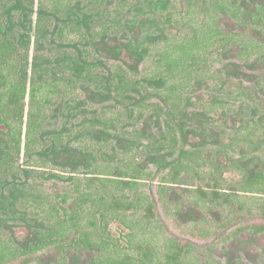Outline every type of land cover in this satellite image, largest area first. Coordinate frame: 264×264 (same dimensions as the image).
<instances>
[{"label":"rangeland","instance_id":"obj_1","mask_svg":"<svg viewBox=\"0 0 264 264\" xmlns=\"http://www.w3.org/2000/svg\"><path fill=\"white\" fill-rule=\"evenodd\" d=\"M123 1L105 0L101 8H92L80 0L70 3L73 25H79L88 36L94 29L100 30V34L90 40L96 55V69L91 73L84 70L74 45L68 44V50L62 51L43 39L42 29L37 27L34 17L36 0H32L34 10L30 13H34L33 16L19 9L18 0L13 6L11 35L26 50L24 79L30 82L42 73L51 77L58 75L65 81L62 84H69L64 93L59 94L44 128V143L37 154L39 166H30L47 173V179L39 188L43 190L44 199L51 190L63 189L72 177L92 175L87 168L95 162V157L79 149L78 143L101 146L111 162L129 159L148 171H164L167 175L166 192L157 208L161 228L157 224L149 226L138 222L132 230L129 225L111 221L104 229L112 240L126 249L125 252L134 257H143L145 253L149 264H157V259L164 260L168 254L171 238L176 237L193 244L182 264H264V234L238 230L243 221L256 217L245 212L246 216L238 219L239 226L226 224L230 221L233 200L240 208L241 201L259 196L248 190V184L263 168L257 155L264 153V136L249 139L235 134L239 127L257 116L252 110L233 107L221 86L213 87L200 79L175 119L179 144L172 153L167 146L168 124L160 109L143 114L132 108L136 100L155 95L154 92L130 88L126 96L129 101L119 103L108 88V72L115 67L116 61L119 78L124 77V72L137 77L143 54L141 46L162 35L157 14L164 7V0H126L124 5ZM231 2L242 11V21L235 23L224 14L220 21L225 31L245 33L264 44V14L256 21L252 19L255 8L262 6L264 0ZM108 14L121 23L119 32L113 29L110 33L103 32ZM242 51L241 47L233 46L215 53L211 67L226 81L233 80L247 88L262 100L264 107V57H247ZM100 67L104 75H100ZM155 67L153 62L150 69ZM141 81L155 87L161 85L159 81ZM221 102L227 107L225 111L210 113L204 108V105ZM259 119L264 123V118ZM54 135H61L63 143H51ZM23 163L22 158L21 169ZM54 174L58 177H53ZM29 176L25 170L20 178L0 182V244L28 248L38 241L42 222L28 217L16 205L21 195L19 186ZM110 177L117 176L114 173ZM34 196L36 194L33 199H37ZM47 201L50 202V198ZM70 201L67 206L72 208L75 205ZM94 237L103 245L100 251L106 255L112 249L111 238H100V234H93ZM139 243L140 252L136 251ZM97 248H75L68 254V262L91 264ZM37 254L39 258L29 264H54V253L40 250Z\"/></svg>","mask_w":264,"mask_h":264},{"label":"trees","instance_id":"obj_2","mask_svg":"<svg viewBox=\"0 0 264 264\" xmlns=\"http://www.w3.org/2000/svg\"><path fill=\"white\" fill-rule=\"evenodd\" d=\"M18 1L19 9L22 8L28 15L33 16L34 13H30L34 10L32 0ZM73 1L78 0H36L34 17L37 27L42 29L43 39L51 47L66 51L68 44L74 45L84 70L91 73L96 69V55L90 40L98 36L100 30L94 29L95 33L92 31L88 36L79 25H73L70 4ZM80 1L92 8H101L105 2ZM164 1V7L157 14L162 33L160 39L141 46L143 54L137 77L129 73L127 76L124 72V77L119 78L118 61L114 63L117 69L113 66L111 70L109 68L107 82L111 95L119 103H126L129 101L126 96L130 88L152 90L155 95L136 100L132 108L143 114L160 109L168 124L167 146L172 149V153L179 144L175 119L186 106L194 85L200 79L208 81L213 87L221 86L220 89L231 99L233 107L252 110L257 116L239 127L235 134L249 139L258 135L264 136V123L259 119L264 118L262 100L254 97L240 83L226 81L223 75L213 70L210 63L216 57L215 53L233 46L241 47L247 57H264L262 42L248 34L225 31L223 28L220 18L224 14L235 23L242 21L240 8L231 0ZM15 4L16 0H0V182L20 178L23 171L28 170L29 179L22 186L17 184L21 195L17 197L16 205L28 217L41 221L43 228L39 231L37 243L28 248L0 244V264H29L39 258L37 253L40 250L43 253H54V264H71L68 262V254L72 250L95 246L98 250L91 264H149L145 253H142L143 257L130 255L104 229L108 228L111 221L122 222L132 230L138 222L141 225L160 226L157 208L161 206L167 188V175L164 171H148L129 159L111 162L100 149L101 146L96 148L90 143L80 142L77 147L95 157V162L87 168L92 175L72 177L63 189L51 190L44 199L43 190L39 188L47 179V173L30 166H39L37 160L40 158L37 154H40L44 143V128L59 94L64 93L69 84H62L65 81H61L58 75L51 77L42 73L30 82L24 79L22 71L26 50L11 35ZM255 10L253 21L259 19L260 14H264V4L257 6ZM111 29L119 32L121 23L108 14L103 32L110 33ZM153 62L156 67L151 70ZM104 73L100 67V75ZM140 78L159 81L161 85H147ZM206 107L210 113L225 111L227 108L222 102L204 105ZM63 141L61 135H54L51 139V143L57 145ZM257 157L263 163V168L251 179L248 190L259 193V196L241 201L240 208L233 200L230 221L226 224L235 223L239 226L238 219L242 215L246 216L247 212L256 218L243 221L238 230L264 234V153ZM22 158L23 169L19 167ZM114 173L117 177H110ZM55 176L58 177L54 174L53 177ZM34 194L37 199H33ZM49 198L50 202L47 201ZM69 199L74 202L75 206L72 208L67 206ZM93 234H100V238H111L112 249L106 255L101 253L100 249L104 247L93 238ZM169 246L168 254L164 260L157 259V264H182L191 253L193 244L172 237ZM140 249L139 243L136 251L140 252Z\"/></svg>","mask_w":264,"mask_h":264}]
</instances>
